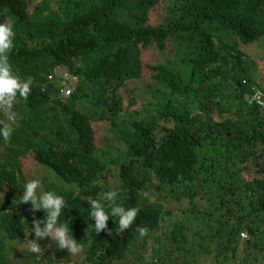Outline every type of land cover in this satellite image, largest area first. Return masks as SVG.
Masks as SVG:
<instances>
[{
  "label": "trees",
  "instance_id": "16d2710c",
  "mask_svg": "<svg viewBox=\"0 0 264 264\" xmlns=\"http://www.w3.org/2000/svg\"><path fill=\"white\" fill-rule=\"evenodd\" d=\"M0 23L15 33L12 70L32 77L10 138L0 140V264L44 215L19 201L34 174L26 177L13 148L38 167L41 190L65 197L60 220L82 245L73 255L49 242L57 251L42 256L47 264H146L143 240L156 244L158 231L165 246L154 244L147 264L189 253L192 238L230 264H250L248 251L264 264V108L246 101L261 87L252 68L264 59L244 49L264 40V0H0ZM56 65L80 76L64 103ZM110 136L121 143L117 156ZM111 181H119L115 202L137 216L123 233L110 217L96 234L87 200L113 190ZM31 257L25 264H40Z\"/></svg>",
  "mask_w": 264,
  "mask_h": 264
},
{
  "label": "clouds",
  "instance_id": "9594fccd",
  "mask_svg": "<svg viewBox=\"0 0 264 264\" xmlns=\"http://www.w3.org/2000/svg\"><path fill=\"white\" fill-rule=\"evenodd\" d=\"M14 35L15 33L11 25L0 23V113H3L4 116V120L0 121V140L5 142L10 138L13 132V125L19 119L18 113L13 106L20 100L27 99L32 84L31 76L21 78L12 70L9 63L8 53L13 47ZM56 67L66 68L63 65H56L52 70L53 73ZM71 72L77 74L73 71ZM56 76L58 77V83L60 85V77L58 75ZM58 97L59 94L57 99L61 103H64L71 96L64 101H61ZM116 197V190H108L100 193L98 198H88L86 208L87 216L89 220L93 221V223L88 225V228L96 234L101 232V230H107L106 222L110 217L113 218L121 233L133 224L138 209L136 207L126 208L116 203ZM18 198L20 203L30 204L33 212L39 210L44 214L41 219L34 218L32 220V225L29 229L33 234H30L32 238L28 239L26 237L23 242L31 253L39 254L40 258L38 257L37 260L40 264L47 263L42 257L44 255L40 254L41 247L38 240H43L46 237L55 247L66 251V253L75 255L82 250L81 243L72 235L69 223L60 220L62 210L67 207V202L63 195L53 190H41L40 181L30 179L23 183V190L20 192ZM137 231L143 237L148 230L145 227H138ZM45 255H48V252ZM54 263H57V260Z\"/></svg>",
  "mask_w": 264,
  "mask_h": 264
},
{
  "label": "rangeland",
  "instance_id": "374dc122",
  "mask_svg": "<svg viewBox=\"0 0 264 264\" xmlns=\"http://www.w3.org/2000/svg\"><path fill=\"white\" fill-rule=\"evenodd\" d=\"M157 17H153L152 18V22H154V20ZM244 49H247V54L249 55V59L251 61H258L259 59H264V40L258 42L257 44H254L252 46L248 45L246 46ZM147 58V52L142 53L141 59L144 60ZM263 61V62H262ZM262 61H258V65H256L255 67L252 68V73L255 75V77H259L258 78V85L261 86L262 88H264V60ZM145 79H142L141 81L143 82ZM140 82V81H139ZM137 84V83H136ZM133 85V87L136 86ZM260 87V88H261ZM146 87L142 86L141 88H136V94H140L142 97L145 96V91L143 89H145ZM258 89V88H257ZM15 109V105L13 106ZM152 111V107H148L144 110V114L147 115ZM2 118L4 119V116L1 114ZM62 119V118H61ZM63 123L64 125L67 127L68 132L66 134V137L69 141H76L75 140V135L71 129L70 126V117L68 115H66L63 119ZM108 141V139L106 140ZM121 143L117 142L112 136L109 137V141H108V146L113 147L110 150V153L113 154L114 156H117L120 153V149L118 148L120 146ZM14 150L19 157H21V161H22V165L23 167H26L27 170L24 172V174L26 173V177H29L31 174H34L32 179H37L39 180V176L41 175L38 167H35L34 164H31V161L27 155V152L25 149L22 150H15L14 148L12 149ZM0 162H3V158L0 156ZM53 176V175H52ZM117 183H119V181H111L109 184V189L115 190ZM153 200H155V198L153 197ZM187 225H191V228H195L197 223H190V224H186L184 226V228H190ZM243 233V232H242ZM243 234H245L246 238L243 239L241 236H239V248L238 250V257L241 259L244 257V253L246 254V251L244 252V244L245 242L248 240V236L247 234L244 232ZM31 239L32 236L27 235L24 236L23 238H21L20 240H15L14 243H11L8 245V251H9V264H23L27 261H31L32 257H31V252L27 249V247L25 246V244L23 243L25 238ZM155 237H157V242L156 244L154 243V239L153 237L150 238H146V240H143L147 246H148V250L146 251V253L144 254V262L150 263V261H152V259H154V255H153V246L155 244V250L157 247H163L165 246V241L162 239L161 234H159V231L155 233ZM242 240H241V239ZM50 241L48 240V238H44L43 240H38V243L41 247V255H45L48 251H51L52 255L55 257L57 248H53L50 243ZM198 243L200 245H204L205 242L201 241L199 238H192L190 239V241L188 242V244L186 245V248H188L190 250L189 253L187 254H183V252H178L177 254H174V256L169 257L168 261L166 264H174V263H178V264H230L228 263L227 260H222V258H217V256L215 255V250L213 249L212 246L208 247V248H204L202 250L198 249ZM182 244H185L182 242ZM249 253V257L247 259L248 262H250V264H253V259L256 257L257 252L256 251H248ZM230 256V253H228ZM82 256V255H80ZM79 256V257H80ZM228 256V257H229ZM57 264V263H54ZM236 264H239L238 262H236Z\"/></svg>",
  "mask_w": 264,
  "mask_h": 264
},
{
  "label": "built area",
  "instance_id": "2783aa9c",
  "mask_svg": "<svg viewBox=\"0 0 264 264\" xmlns=\"http://www.w3.org/2000/svg\"><path fill=\"white\" fill-rule=\"evenodd\" d=\"M54 74L60 77V93L59 99L64 101L65 99L72 96L78 88L80 78L77 74L72 73L66 68L56 67ZM52 76H49L51 78ZM248 105L250 106H259L264 108V90L260 88H254L253 93L246 99ZM240 236L245 239V234L241 233Z\"/></svg>",
  "mask_w": 264,
  "mask_h": 264
},
{
  "label": "bare ground",
  "instance_id": "6f19581e",
  "mask_svg": "<svg viewBox=\"0 0 264 264\" xmlns=\"http://www.w3.org/2000/svg\"><path fill=\"white\" fill-rule=\"evenodd\" d=\"M83 1H85V0H83ZM106 1H107V0H106ZM102 2H103V1H102ZM12 3H13V2H12ZM16 3H17V2H16ZM79 3H80V2H79ZM15 6H16V4H15ZM11 7H12V6H11ZM11 7H10V8H11ZM99 8H100V7H99ZM37 17H38V16H37ZM103 18H104V17H103ZM63 19H64V18H63ZM70 20H71V19H70ZM92 21H93V20H92ZM63 23H65V22H63ZM98 36H99V35H98ZM26 38H27V37H26ZM52 44H53V43H52ZM61 46H62V45H61ZM41 57H42V56H41ZM58 92H59V91H58ZM76 92H77V91H76ZM83 92H84V91H83ZM58 94H59V93H58ZM84 94H85V93H84ZM124 94H125V93H124ZM127 94H128V92H127ZM72 96H73V95H72ZM72 96H71V97H72ZM71 97H70V98H71ZM56 98H57V97H56ZM133 98H134V97H133ZM89 99H90V98H89ZM68 100H69V99H68ZM51 103H52V102H51ZM51 105H52V104H51ZM77 105H78V104H77ZM21 120H22V119H21ZM20 122H21V121H20ZM26 147H27V146H26ZM243 233H244V232H243ZM239 236H240V235H239ZM240 239H241V238H240ZM241 240H242V239H241Z\"/></svg>",
  "mask_w": 264,
  "mask_h": 264
}]
</instances>
